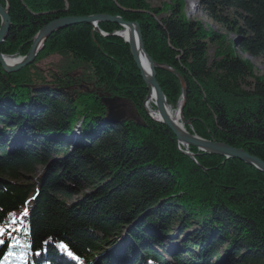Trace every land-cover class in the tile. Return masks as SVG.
I'll return each mask as SVG.
<instances>
[{
  "label": "trees",
  "instance_id": "trees-1",
  "mask_svg": "<svg viewBox=\"0 0 264 264\" xmlns=\"http://www.w3.org/2000/svg\"><path fill=\"white\" fill-rule=\"evenodd\" d=\"M8 1L12 26L0 53L10 57L26 56L37 33L60 18L139 23L150 57L184 78L183 114L194 133L264 161V78L250 82L251 65L232 54L210 63L209 44L226 39L187 19L180 5L159 17L165 11L146 0ZM198 2L235 36L230 49L264 61V0ZM99 28L109 36L87 24L52 35L18 73L0 65V264H217L224 244L223 264H264V174L196 148L198 164L183 155L175 135L143 109L148 90L130 46L112 36L122 28ZM73 70L120 98L140 123L109 122L96 94L73 102L81 83ZM157 78L175 107L179 80L162 70ZM79 121L82 136L66 143ZM193 222L197 231L173 239L174 227L189 233Z\"/></svg>",
  "mask_w": 264,
  "mask_h": 264
},
{
  "label": "water",
  "instance_id": "water-1",
  "mask_svg": "<svg viewBox=\"0 0 264 264\" xmlns=\"http://www.w3.org/2000/svg\"><path fill=\"white\" fill-rule=\"evenodd\" d=\"M5 2V7H3L0 3V46L6 41L12 26L9 1L5 0ZM103 23L117 25L121 27L122 30H125V37H122L119 32L112 34V36L124 39L130 46L134 63L136 64L137 69L140 72V76L148 90L143 108L150 119L156 123L166 126L175 135L179 151L183 155L189 157L196 164H198L195 155L189 151L188 146H190L205 154L220 156L225 159L238 160L264 174V161L261 159L248 154L243 149H236L225 143L203 139L193 133H190L186 129V127L191 126V122L186 120L183 114L188 95L186 82L178 71L174 70L170 66L159 64L150 57L145 48L141 27L137 22H128L120 16L112 17L109 15L61 18L49 23L37 33L32 47L26 56L10 57L0 53V65L3 71L7 74L20 72L36 61L38 55L43 50L46 41L52 35L72 26L87 24L93 28L95 33H98L102 37H108L109 35L102 32L99 28V24ZM6 58L16 59V63L10 64L6 61ZM158 70L174 75L180 82L182 91L180 99L181 105L179 109L181 117L179 122L181 123L174 120L168 112V101L157 78ZM33 89L35 90L36 88ZM100 98L101 102L108 108L107 119L109 122L120 123L126 119L127 115L124 111H122L123 105L121 104V100L119 98L110 97L109 95L106 97L100 95ZM151 100L155 101L154 107L156 108V112H152L147 107L148 102ZM155 113L159 116L158 120L154 118Z\"/></svg>",
  "mask_w": 264,
  "mask_h": 264
},
{
  "label": "rangeland",
  "instance_id": "rangeland-1",
  "mask_svg": "<svg viewBox=\"0 0 264 264\" xmlns=\"http://www.w3.org/2000/svg\"><path fill=\"white\" fill-rule=\"evenodd\" d=\"M146 2L148 3L150 9H160V10L165 11V13L160 14L159 17L165 16L167 14L166 12L169 9H171L174 5H176V4L177 5H180L181 12H182V14L187 19H189L191 21H199V22H202L203 25H204V27L207 30H210V31L214 32L216 35L223 36L226 39V43H225L224 46L221 45L220 43H214V44L213 43H210L209 44L208 57H209L210 63H213L215 61H219L221 59V57H223L222 56V53H224V54H230V55L232 54V55H234L236 57L241 58L243 61H245V62H247L248 64L251 65V69H252V79H250V82H254V80H256V79L264 78V61L262 59H260V58H257V59L252 58L251 56H249L247 54L241 53L237 49L236 50L235 49H230L228 47V41H230L232 39H235V36L233 34H230V33L226 32L221 26H219V25L215 24L214 22L210 21L209 19H207L206 16L203 14L200 6H199L198 0H146ZM53 61H54V65L57 64V62H58V60H53ZM50 65H52L51 62L48 63V66H50ZM44 67H45V65H44ZM71 73L73 75H75V77L72 76L74 79H76V76H78V77L83 76L82 75V72H79L78 70H73L72 72H70V75H71ZM79 80H81L80 81L81 83L78 84V85H76V86H73V89H74L73 92L71 90L72 88L69 89V90H71V92L70 91L69 92L72 93V96L71 97H72V101L73 102H76V100L78 98H80V100L81 99H86L85 94H90V95L96 94V96L100 99V101H101L100 95H103L105 97L109 95V94H105L103 92H100V91L92 88L91 87V83L86 84V81L83 80V77H80L78 79V81ZM27 87L28 88H32L30 86H27ZM33 88H36L35 90H38L37 87H33ZM110 97H112V96H110ZM180 99H181V97H180ZM179 102H180V100H179ZM178 103H177V105L175 107L172 106V105H170V107H171V109H172L173 112L174 111H177L176 109H177ZM121 104L123 105L122 111H124L126 113V115H127L126 116V119L128 118V119H132V120H134L136 122H139L135 118V116H136L135 112L132 111V112H129L128 113V111H127L128 110L127 104L124 103L122 100H121ZM102 105L104 106L103 103H102ZM37 107H29V109L27 110V112L32 113V114L38 113L39 112L38 110L41 107L40 106L38 108ZM33 108H35V109H33ZM81 117H83V116H81ZM81 123H82V121L77 122V125L78 126L74 129V131L72 133L74 139L72 137H71V139H70V137H68V138H66V140H64V141H66V143H71L73 141V143L76 144L75 141L77 139H79L80 136H82ZM188 128L191 129L190 130L191 133H194V131L192 130V123H191V126L188 127ZM192 154H194V153H192ZM54 160L55 159L53 157L50 162H52ZM42 171H43L42 168H38V172L39 173H41ZM198 228H199V226L197 225V223L196 222H193L192 223V226H191V230H189V233L186 232V233H183V234H179L178 227H174L173 230H172V232L174 233L172 237L175 240L181 241L185 236H187V234H191L194 231H197ZM0 237H1V233H0ZM170 243L171 242H169V244ZM227 246H228V244H224V245H222L220 247V249H219V256H222V257H221V259L219 261H217V264H223L224 258H225V252L228 249ZM172 247H174V246H172ZM212 262H215V260H213Z\"/></svg>",
  "mask_w": 264,
  "mask_h": 264
},
{
  "label": "bare ground",
  "instance_id": "bare-ground-1",
  "mask_svg": "<svg viewBox=\"0 0 264 264\" xmlns=\"http://www.w3.org/2000/svg\"><path fill=\"white\" fill-rule=\"evenodd\" d=\"M61 19V18H60ZM119 33H121V36L122 37H125V30H122L121 32H119ZM117 37V36H116ZM120 38V37H119ZM122 39V38H121ZM124 40V39H123ZM125 41V40H124ZM6 61L8 62V63H10V64H12V63H16V59H12V58H6ZM154 100H151V101H149L148 102V104H147V107H148V109H150L152 112H156V109L153 107L154 106ZM180 105H181V100H180V102L178 103V106H177V111H172V109H171V107H170V105L168 104V112H169V114L173 117V119L174 120H177L178 122H179V119H180V117H181V115H180ZM143 106H144V102H143ZM154 118L155 119H159V116H158V114L157 113H155L154 114ZM108 120V119H107ZM191 122V121H190ZM179 123H181V122H179ZM190 127V126H189ZM191 133V132H190ZM194 134V133H193ZM196 135V134H195ZM198 136V135H197ZM188 148H189V151H190V148H193V147H190V146H188ZM178 150H179V146H178ZM227 160H229V159H227ZM232 160V159H231Z\"/></svg>",
  "mask_w": 264,
  "mask_h": 264
},
{
  "label": "snow or ice",
  "instance_id": "snow-or-ice-1",
  "mask_svg": "<svg viewBox=\"0 0 264 264\" xmlns=\"http://www.w3.org/2000/svg\"><path fill=\"white\" fill-rule=\"evenodd\" d=\"M25 214H26V213H25ZM68 255H69V256H71V255H72V253H71V252H69V253H68Z\"/></svg>",
  "mask_w": 264,
  "mask_h": 264
}]
</instances>
